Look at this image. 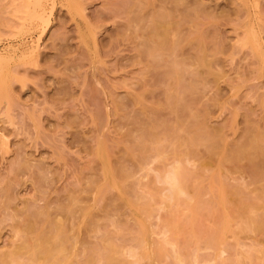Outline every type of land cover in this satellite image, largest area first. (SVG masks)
Instances as JSON below:
<instances>
[{
  "label": "rangeland",
  "instance_id": "374dc122",
  "mask_svg": "<svg viewBox=\"0 0 264 264\" xmlns=\"http://www.w3.org/2000/svg\"><path fill=\"white\" fill-rule=\"evenodd\" d=\"M41 237L50 264H264V0H0V264Z\"/></svg>",
  "mask_w": 264,
  "mask_h": 264
},
{
  "label": "bare ground",
  "instance_id": "6f19581e",
  "mask_svg": "<svg viewBox=\"0 0 264 264\" xmlns=\"http://www.w3.org/2000/svg\"><path fill=\"white\" fill-rule=\"evenodd\" d=\"M44 6H40L39 10L37 11V13H29L27 18H29L30 20L28 21H34V20H38V18H40L39 20H41L42 25L45 24L46 21V17L44 18ZM240 149H238L239 151ZM237 151V152H238ZM243 151H239L238 155L242 154ZM182 168H178L177 170L173 171L169 177L170 181V201H176V199L179 198V195H182L183 193H185L184 191L186 190L185 188V183H184V179H183V173L184 170ZM106 175H108V171H106ZM183 192V193H182ZM181 193V194H180ZM172 199V200H171ZM181 199V197H180ZM179 199V201H180ZM183 200V199H182ZM178 201V200H177ZM187 202V201H185ZM138 208V207H137ZM138 211V209H137ZM54 255H55V246L50 242L48 237H41L40 241L37 244H33L32 245V249H31V253H30V257H29V263H23L22 261H20L17 256L18 254H14L12 257H10V259L7 261L5 259H3L1 261V264H13V263H18V264H50V262L52 261L53 263L55 262L54 259ZM59 264V263H56ZM108 264H123L119 263V261L117 262V260H109Z\"/></svg>",
  "mask_w": 264,
  "mask_h": 264
}]
</instances>
